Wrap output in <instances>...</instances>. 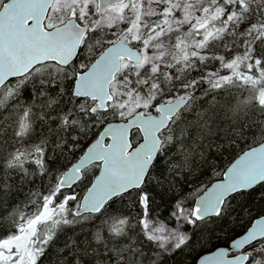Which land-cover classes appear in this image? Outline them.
Masks as SVG:
<instances>
[{"label":"snow or ice","instance_id":"6c2138e0","mask_svg":"<svg viewBox=\"0 0 264 264\" xmlns=\"http://www.w3.org/2000/svg\"><path fill=\"white\" fill-rule=\"evenodd\" d=\"M0 264H264V0H0Z\"/></svg>","mask_w":264,"mask_h":264}]
</instances>
